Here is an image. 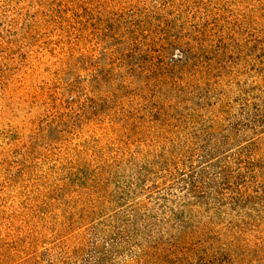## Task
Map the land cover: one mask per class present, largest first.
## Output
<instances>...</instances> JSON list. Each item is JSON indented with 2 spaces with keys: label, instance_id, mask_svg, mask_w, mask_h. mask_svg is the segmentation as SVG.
Masks as SVG:
<instances>
[{
  "label": "rangeland",
  "instance_id": "1",
  "mask_svg": "<svg viewBox=\"0 0 264 264\" xmlns=\"http://www.w3.org/2000/svg\"><path fill=\"white\" fill-rule=\"evenodd\" d=\"M0 264H264V0H0Z\"/></svg>",
  "mask_w": 264,
  "mask_h": 264
}]
</instances>
